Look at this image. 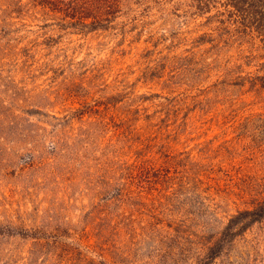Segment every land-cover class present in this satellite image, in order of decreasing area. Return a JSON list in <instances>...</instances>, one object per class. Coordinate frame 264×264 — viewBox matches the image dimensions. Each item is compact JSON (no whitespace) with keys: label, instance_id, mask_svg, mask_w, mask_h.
Here are the masks:
<instances>
[{"label":"rangeland","instance_id":"rangeland-1","mask_svg":"<svg viewBox=\"0 0 264 264\" xmlns=\"http://www.w3.org/2000/svg\"><path fill=\"white\" fill-rule=\"evenodd\" d=\"M0 264H264V1L0 0Z\"/></svg>","mask_w":264,"mask_h":264},{"label":"trees","instance_id":"trees-1","mask_svg":"<svg viewBox=\"0 0 264 264\" xmlns=\"http://www.w3.org/2000/svg\"><path fill=\"white\" fill-rule=\"evenodd\" d=\"M259 2V4H263V1L264 0H257ZM253 7H256L257 8V4L255 3Z\"/></svg>","mask_w":264,"mask_h":264}]
</instances>
